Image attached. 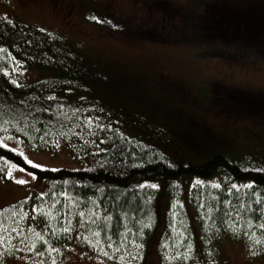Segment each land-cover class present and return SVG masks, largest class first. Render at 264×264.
Here are the masks:
<instances>
[{
	"label": "trees",
	"instance_id": "1",
	"mask_svg": "<svg viewBox=\"0 0 264 264\" xmlns=\"http://www.w3.org/2000/svg\"><path fill=\"white\" fill-rule=\"evenodd\" d=\"M226 1L186 4L183 13L193 25L183 36L161 34L155 26L142 32L106 16L100 24L111 33L139 31L135 42L193 45L196 56L226 67H258L264 61V4ZM82 3L87 21L98 25L90 17L101 14L96 0ZM100 70L115 69L16 15L0 18V172L20 166L37 177L25 196L0 206V264L12 256H25L28 264H62L71 246L109 264H224L226 240L241 242L249 259L264 261V161L249 163L242 154L246 131L264 135L240 123L253 117L264 128V94L218 75L207 81L215 100L209 107L241 125L233 148L223 131L195 122L178 101L154 96L150 74L117 71L109 77ZM125 79L208 135L212 151L209 142L182 131V123L160 124L137 100H124L130 93L111 85ZM155 81L171 82L168 76ZM174 82L179 97L184 86ZM192 91L195 105L208 108ZM4 136L53 155L64 149L67 162L32 165L1 142Z\"/></svg>",
	"mask_w": 264,
	"mask_h": 264
},
{
	"label": "rangeland",
	"instance_id": "2",
	"mask_svg": "<svg viewBox=\"0 0 264 264\" xmlns=\"http://www.w3.org/2000/svg\"><path fill=\"white\" fill-rule=\"evenodd\" d=\"M255 1V2H254ZM264 0L249 1L251 5L264 4ZM95 9L101 14L92 13L94 22L101 25L106 23L105 16L115 22H126L139 30L145 32L147 27L155 26L161 34L177 35L191 32L193 25L190 16H184L186 4L196 8L205 5H223L224 0H96ZM245 3L236 2L235 5ZM250 5V6H251ZM82 0H0V18L16 15L22 23L36 25L59 41L75 48L77 51L90 58L101 60L111 64L115 70H100L103 75L113 77L117 71L126 73H148L149 87L154 89V96L168 98L170 102L178 101L180 109L185 111L195 122L203 123L207 128L223 131L231 139V147H239L238 140H241V125L233 126V122H226L224 116L216 114L214 108L209 107L210 102H215L210 94L212 86L207 82L215 77L222 76L225 81L235 85H245L246 88L253 89L264 94V61L251 64L226 67L213 58H208L199 53L194 54L196 49L193 45H174L165 42H154L153 39L135 42L134 37L137 33L131 34L128 31L111 33L101 25L91 24L86 17L90 14ZM162 7V8H161ZM245 7V6H244ZM247 10V8H245ZM166 14H171L166 18ZM199 24V22H198ZM104 28V29H103ZM133 32H135L133 30ZM144 39V38H143ZM155 43H159L156 45ZM17 73V72H16ZM28 75V74H27ZM168 76L169 81L184 86V93L177 97L178 92L174 93L173 84H159L155 79ZM26 77V76H25ZM123 84L115 83L111 88L118 87L130 94L124 100L140 103V107L150 112L151 117L160 124L163 122L176 121L182 123V131H189L192 139L201 138L209 142L207 151H212L215 142L208 135L200 132L193 127L181 114L169 110L161 101L158 102L154 96H146L144 89L137 86L128 79L123 80ZM205 82V84L203 83ZM188 87V88H187ZM195 87L196 98L208 108L199 109L195 105L192 93ZM192 91V92H191ZM226 90L220 89V94L224 95ZM135 93V94H134ZM134 94V95H133ZM174 94H177L176 96ZM225 96V95H224ZM178 98V100L176 99ZM111 104V102L109 103ZM144 104V105H143ZM228 119V118H227ZM229 121V120H228ZM242 122H247L258 134L264 135L262 123L252 117L243 118ZM224 124L228 125L225 127ZM191 128V129H190ZM254 135V133H252ZM246 131L242 136L243 158L249 163L264 161V138H256ZM5 138V136H4ZM1 142L9 147L21 151L26 160L38 167H57L67 162V152L64 149L53 155L49 152L28 148L26 144L18 140H10L6 137ZM239 140V141H240ZM9 143V144H7ZM12 144V145H11ZM260 156V157H259ZM71 162H68L69 165ZM36 175L27 171L23 167L13 166L7 168L4 175L0 172V206L12 202L25 196L32 187L36 186ZM24 180L25 183H19ZM223 254L226 258L224 264H264V261L249 259L248 249L237 241L226 240L223 242ZM93 254L81 253L71 246L65 255L62 264H109L103 259L96 258ZM25 256H12L9 264H28Z\"/></svg>",
	"mask_w": 264,
	"mask_h": 264
},
{
	"label": "snow or ice",
	"instance_id": "3",
	"mask_svg": "<svg viewBox=\"0 0 264 264\" xmlns=\"http://www.w3.org/2000/svg\"><path fill=\"white\" fill-rule=\"evenodd\" d=\"M19 183L23 184V183H25V181L24 180H20ZM141 187H144V185H141ZM150 187L151 188H156L157 185L156 184H152V185H150Z\"/></svg>",
	"mask_w": 264,
	"mask_h": 264
}]
</instances>
